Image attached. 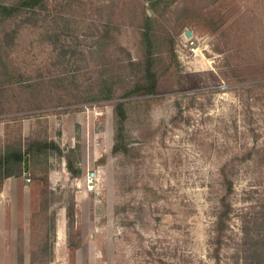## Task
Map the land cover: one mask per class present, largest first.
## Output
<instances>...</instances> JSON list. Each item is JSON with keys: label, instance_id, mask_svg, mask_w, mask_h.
Returning <instances> with one entry per match:
<instances>
[{"label": "rangeland", "instance_id": "rangeland-1", "mask_svg": "<svg viewBox=\"0 0 264 264\" xmlns=\"http://www.w3.org/2000/svg\"><path fill=\"white\" fill-rule=\"evenodd\" d=\"M146 11L157 92L126 98L145 81ZM29 146L0 264H264V0L0 8V158Z\"/></svg>", "mask_w": 264, "mask_h": 264}, {"label": "trees", "instance_id": "trees-1", "mask_svg": "<svg viewBox=\"0 0 264 264\" xmlns=\"http://www.w3.org/2000/svg\"><path fill=\"white\" fill-rule=\"evenodd\" d=\"M43 0H21L17 5L8 6V5H1L0 8H3V11L6 14H12L17 12L19 9L25 6H33L40 4ZM144 37L146 43L149 44V50L146 55V62L144 67V85L135 86L130 91H128L124 96L127 98L132 95H139V94H154L157 92V84H158V76L157 73L154 71L153 63L154 58L152 55V48H151V21L148 12L146 11V19L144 23ZM128 103L127 100H120L114 104V111H115V124H116V136H115V148L114 151L118 152L120 141H122L123 136L122 133L124 131V122L127 119L128 114ZM57 146V147H56ZM56 148L61 152V147L56 144ZM31 147L29 146L27 150L24 152L20 150H13L9 151L4 157L0 158V188L3 186L4 181L7 177L13 175H21L24 172V167L16 170L12 165L13 164H22L24 158L28 153H30ZM3 158V159H2ZM13 167V168H12ZM67 167L68 170L71 171L73 175H79L81 173V169L76 167L74 162L71 158L67 157ZM29 172V170H28ZM30 173V172H29Z\"/></svg>", "mask_w": 264, "mask_h": 264}, {"label": "crops", "instance_id": "crops-1", "mask_svg": "<svg viewBox=\"0 0 264 264\" xmlns=\"http://www.w3.org/2000/svg\"><path fill=\"white\" fill-rule=\"evenodd\" d=\"M26 171L21 174V175H13L10 177H7L4 181L3 186L0 188V210H6L7 207V203L6 201H12L14 200L15 195L20 196L22 198V200L24 199V201L27 199V190L24 186L19 187V190L17 189V185L19 183H22L23 185H25V180H26ZM67 222V218L66 215L64 217H62V219L60 220V222L56 221L55 224V240H54V244H57L60 240H59V231H60V227L61 224L64 223V229H65V238L64 241H66V223ZM61 242V241H60ZM63 242V241H62ZM55 247V246H54ZM18 249V248H17ZM55 252V250H54ZM19 251L17 250V258H19Z\"/></svg>", "mask_w": 264, "mask_h": 264}, {"label": "water", "instance_id": "water-1", "mask_svg": "<svg viewBox=\"0 0 264 264\" xmlns=\"http://www.w3.org/2000/svg\"><path fill=\"white\" fill-rule=\"evenodd\" d=\"M187 35L188 36H191L192 35V32L191 31H187ZM25 165H26V168H25V171L28 172V156L25 157Z\"/></svg>", "mask_w": 264, "mask_h": 264}, {"label": "built area", "instance_id": "built-area-1", "mask_svg": "<svg viewBox=\"0 0 264 264\" xmlns=\"http://www.w3.org/2000/svg\"><path fill=\"white\" fill-rule=\"evenodd\" d=\"M26 178H27L28 181L31 180V176H30V173L29 172H26Z\"/></svg>", "mask_w": 264, "mask_h": 264}, {"label": "bare ground", "instance_id": "bare-ground-1", "mask_svg": "<svg viewBox=\"0 0 264 264\" xmlns=\"http://www.w3.org/2000/svg\"><path fill=\"white\" fill-rule=\"evenodd\" d=\"M60 234H61V232H60Z\"/></svg>", "mask_w": 264, "mask_h": 264}]
</instances>
